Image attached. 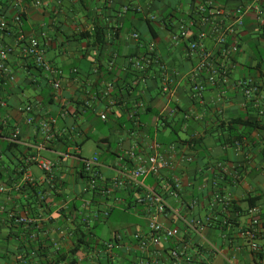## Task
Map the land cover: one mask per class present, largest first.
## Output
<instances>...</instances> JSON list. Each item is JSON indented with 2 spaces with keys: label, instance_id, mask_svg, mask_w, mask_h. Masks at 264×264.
Segmentation results:
<instances>
[{
  "label": "crops",
  "instance_id": "0c3cea01",
  "mask_svg": "<svg viewBox=\"0 0 264 264\" xmlns=\"http://www.w3.org/2000/svg\"><path fill=\"white\" fill-rule=\"evenodd\" d=\"M20 1L0 0V15L7 23L6 29L0 30V47L8 50L6 64L10 71L0 85L1 131L3 134L18 128L20 141L34 143L37 123L54 119L52 151L41 152V156H52L42 157L53 164L55 187L47 205L38 207L35 195L46 185L32 171L31 167L37 168L32 164L28 172L39 180L37 186L9 199L0 197L5 210L35 219L33 226H17L5 221L0 212V264H50L57 252L69 254L75 247L73 231L77 226L89 229L94 222L99 234L104 229L109 234L107 239L98 236V242L109 240L117 231L128 237L108 256L98 254L94 245L82 244L83 255L76 264H132L137 251L129 236L146 227L142 208L133 207L135 190L126 184L109 196L92 195L88 213L107 211L108 215L100 221L83 222L80 207L86 195L82 166L58 154H73L78 148L82 157L97 155L109 184L116 170L136 164L126 156L128 150L135 147L136 154L145 158L154 142L160 144L159 153L170 156V167L161 171L158 179L146 178L145 183L179 178L182 188L174 206L196 200L193 216L203 219L217 214L218 218L227 215L229 219L226 227L216 223L201 229L224 254L214 256L212 264H224V258L230 264H264V219L258 251H252L238 235L249 220L243 200L257 197L264 214V25L253 14L244 17L243 25L228 38L237 44L238 52L228 60L216 57L226 69V82L208 85L199 100L192 98L188 76L197 54L187 48L190 39L176 45L170 35L205 0ZM246 1L251 0H212L213 5L227 11ZM257 3L264 11V0ZM16 13H20V23L13 21ZM96 29L104 33L100 44L95 43ZM133 32L139 34V42L130 37ZM32 38L38 40L45 60L61 71L57 91L23 55ZM203 43L208 49H217L211 38ZM150 45L159 64L135 71L129 58ZM205 75H200V81ZM167 81L169 92L162 90ZM244 82L257 85L258 90L246 95ZM108 83L112 87L104 94ZM28 104L34 118L31 125L24 122L27 114L18 110ZM100 114L105 120L99 118ZM89 139L93 146H88L89 155H84ZM7 146V141L0 139V182L14 178L24 153L20 145ZM216 194L228 197L241 212L230 214L221 209L213 201ZM121 211L133 213L135 221L120 227L110 223L114 216L122 217ZM165 224L176 228L181 237L187 236L177 220L169 217Z\"/></svg>",
  "mask_w": 264,
  "mask_h": 264
},
{
  "label": "built area",
  "instance_id": "2783aa9c",
  "mask_svg": "<svg viewBox=\"0 0 264 264\" xmlns=\"http://www.w3.org/2000/svg\"><path fill=\"white\" fill-rule=\"evenodd\" d=\"M16 2L17 4L21 3L20 0H16ZM248 14H253L258 22L264 25V11L258 5L257 0L243 2L231 11L213 5L212 0H205L193 11L187 22L180 21L176 30L172 32L170 39L174 44L178 45L190 39L187 42V48L197 54V62L188 75L192 84V98L200 100L208 85L226 82V69L224 65L216 61V57L221 60H228L238 52L237 44L229 42L228 38L233 35L236 28L243 25V19ZM223 18L227 21L224 22ZM13 21L21 22L20 13L14 15ZM6 27L7 23L4 16L0 15V30H5ZM130 37L139 42L138 33L133 32ZM207 38L212 39L217 48L215 51L204 46L203 42ZM7 52L6 48L0 47V78L3 79L10 76V71L6 65ZM23 55L31 58L33 63L40 68L54 91L60 89L61 71L45 60L37 39L29 40L23 49ZM159 61L152 45L147 47L144 52L129 58V64L137 72H143L152 64H159ZM203 72H206L205 80L200 81V75ZM242 86L246 95L256 91V87L248 82L242 83ZM111 87L112 84H106L104 94H108ZM162 90L170 91L169 81L164 84ZM18 110L27 114L24 119L25 124L34 123L31 105L21 106ZM99 118L105 120V115L100 114ZM53 124V118L38 122L37 141L34 143L20 141L18 128H13L5 132L6 134H2L0 131V139L4 138L8 144L20 145L24 151L22 163L14 178L8 182H0V197L9 199L11 195L37 186L39 180L34 179L28 172V167L34 164L42 172L41 182L46 185L45 190L39 191L35 195V204L40 208L47 205L46 202L55 187L53 164L50 160L43 158L41 152L52 151L50 144L54 138ZM159 147L160 144L154 142L151 146V153L145 158L136 154L135 147H132L127 151L126 156L135 160L136 164L130 169L116 170L109 184H106L101 173L102 164L97 155L82 157L78 148L74 149L73 154L60 153L58 155L71 157L82 166L85 177L83 194L86 195V198L82 199L80 207L83 222L88 223L90 219L100 221L108 215L107 211L88 213L87 208L92 195L109 196L126 184L135 190L136 201L133 207L140 206L142 208L141 215L146 220V227L144 230L133 232L129 236V239L131 238L135 243L134 247L137 251L132 264H212L214 256L223 257L224 254L210 239L203 235L201 229L206 225L219 222L227 224V221L218 218L217 214L206 215L203 219L193 216L191 211L197 206L196 200H190L186 204L180 205L183 208L174 206L173 201L178 200L182 188V182L179 178H164L152 185L145 183L146 178L158 179L161 171L170 167V156L159 153L157 151ZM213 201L220 204L223 210H226L230 204L228 197H222L219 194L213 197ZM0 212L4 214L5 221L17 226L29 227L35 223V219L27 214L20 215L18 212L5 210L3 206H0ZM246 214L249 217L248 223L238 235L248 242L252 251H258L257 240L262 223L260 209L258 207L248 208ZM169 217L177 220L183 226L187 236L181 237L176 228L165 224V220ZM127 237L124 232L117 231L112 234L109 240L97 242L94 248L98 254L112 255L114 248L117 245H123ZM126 248L131 249L130 246H126ZM224 259V264H230L228 258Z\"/></svg>",
  "mask_w": 264,
  "mask_h": 264
},
{
  "label": "trees",
  "instance_id": "16d2710c",
  "mask_svg": "<svg viewBox=\"0 0 264 264\" xmlns=\"http://www.w3.org/2000/svg\"><path fill=\"white\" fill-rule=\"evenodd\" d=\"M216 1H218V0H216ZM192 14H193V12L189 13V15L187 14V18L191 17ZM166 15H170V14H166ZM166 17H168V16H166ZM192 20H194V19L192 18ZM169 29L172 30V27H170ZM94 37H95V43L96 44H100L104 41V33L101 31V29L95 30ZM26 58L28 59L29 57H26ZM29 61H31L33 63L31 58H29ZM33 65H34V67H36L37 69L40 70V68H38L34 63H33ZM3 82H4L3 78H0V85ZM254 86L256 87V91H257L258 86L257 85H254ZM1 130H2V123L0 124V131ZM237 139H239V138H237ZM11 146L16 147L17 145L8 144L7 147L10 148ZM0 178H1V171H0ZM257 201H258L257 197H247L245 200H243V202H246L247 208L258 207ZM226 211H230V214L233 212L234 213H240L241 212V210L237 209L235 206V203L231 200H230V204H229L228 208H226ZM260 217H261V219H264V214H262L261 210H260ZM225 218L227 219L226 221L228 224L229 219H228L227 215L222 216V219H225ZM230 221H231V218H230ZM219 224L222 225V227L227 226V224H224V223L222 224L221 222H219ZM97 226H98V224L96 222H94L89 229H84L83 226H77L76 229L73 231V237L76 238L75 239V242H76L75 247L69 251V254L57 252V256L55 257L53 262H51L50 264H59L60 262L65 261V259H68L67 264H76L77 259L82 258V255H83L82 250H80L81 245L85 244L87 246H90V245H95L98 242L97 239H98L99 230H98Z\"/></svg>",
  "mask_w": 264,
  "mask_h": 264
},
{
  "label": "rangeland",
  "instance_id": "374dc122",
  "mask_svg": "<svg viewBox=\"0 0 264 264\" xmlns=\"http://www.w3.org/2000/svg\"><path fill=\"white\" fill-rule=\"evenodd\" d=\"M88 146H93V140H90L89 139L85 143L84 150H83L84 155H89V153H88ZM42 156L45 157V158H48V159H52V156L51 155H48V154H45V153H43ZM4 162H6V161H4ZM31 169L37 175L42 176V172L39 171L35 166L31 167ZM121 212L122 213L120 215L122 217L117 216L116 217L117 219H115V216H114L112 218V220L110 221V223H114V224L117 223L116 226L117 227H120V226H122L125 223H128L129 224V223H133L135 221V217H134L133 213H131V212L125 213L124 211H121ZM107 232L108 231L106 229H104V231L101 234H99L100 232L98 233V236H100L102 239H107L108 236H109V234Z\"/></svg>",
  "mask_w": 264,
  "mask_h": 264
}]
</instances>
